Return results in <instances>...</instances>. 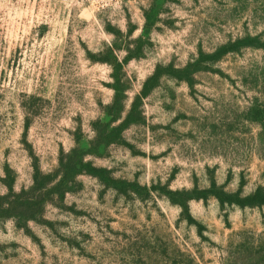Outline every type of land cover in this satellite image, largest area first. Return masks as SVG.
Here are the masks:
<instances>
[{"label":"rangeland","instance_id":"374dc122","mask_svg":"<svg viewBox=\"0 0 264 264\" xmlns=\"http://www.w3.org/2000/svg\"><path fill=\"white\" fill-rule=\"evenodd\" d=\"M0 264H264V0H0Z\"/></svg>","mask_w":264,"mask_h":264}]
</instances>
